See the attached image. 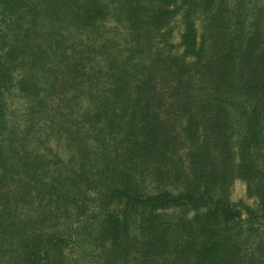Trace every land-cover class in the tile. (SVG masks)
I'll list each match as a JSON object with an SVG mask.
<instances>
[{"label":"trees","instance_id":"trees-1","mask_svg":"<svg viewBox=\"0 0 264 264\" xmlns=\"http://www.w3.org/2000/svg\"><path fill=\"white\" fill-rule=\"evenodd\" d=\"M0 264H264V0H0Z\"/></svg>","mask_w":264,"mask_h":264},{"label":"rangeland","instance_id":"rangeland-1","mask_svg":"<svg viewBox=\"0 0 264 264\" xmlns=\"http://www.w3.org/2000/svg\"><path fill=\"white\" fill-rule=\"evenodd\" d=\"M229 198L234 203L242 202L246 205L253 206L255 200L247 196L246 183L241 180H235L231 185Z\"/></svg>","mask_w":264,"mask_h":264}]
</instances>
